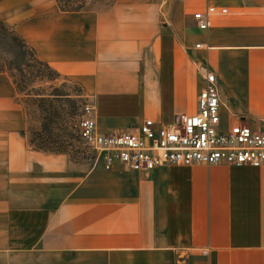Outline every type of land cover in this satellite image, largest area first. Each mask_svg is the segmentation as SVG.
I'll return each instance as SVG.
<instances>
[{
    "label": "crops",
    "instance_id": "0c3cea01",
    "mask_svg": "<svg viewBox=\"0 0 264 264\" xmlns=\"http://www.w3.org/2000/svg\"><path fill=\"white\" fill-rule=\"evenodd\" d=\"M0 21L80 85L100 132L192 114L202 68L221 127L264 128V0H0ZM23 127L0 73V264H264V162L79 170Z\"/></svg>",
    "mask_w": 264,
    "mask_h": 264
},
{
    "label": "built area",
    "instance_id": "2783aa9c",
    "mask_svg": "<svg viewBox=\"0 0 264 264\" xmlns=\"http://www.w3.org/2000/svg\"><path fill=\"white\" fill-rule=\"evenodd\" d=\"M212 6L196 11L192 19L204 30L213 14ZM202 86L196 95V110L178 115L170 125L153 126L144 121L138 129L98 131L92 105L85 103L77 120L79 140L94 152L104 170L114 166L147 171L157 166L226 164L257 167L264 162V128L219 125L220 104L216 77L201 70Z\"/></svg>",
    "mask_w": 264,
    "mask_h": 264
},
{
    "label": "rangeland",
    "instance_id": "374dc122",
    "mask_svg": "<svg viewBox=\"0 0 264 264\" xmlns=\"http://www.w3.org/2000/svg\"><path fill=\"white\" fill-rule=\"evenodd\" d=\"M81 1L83 7H95L111 0ZM10 30V26L0 22V64L3 67L8 64L7 60L12 59L8 53L12 47ZM28 53L31 51H25L24 60H29ZM17 59L15 57L14 62ZM28 63L32 66H21L20 71L10 70L9 74L6 73L15 83V99L21 106L24 120L22 133L27 144L36 150L64 153L79 170L87 169L95 158L94 152L77 135L81 108L88 103L80 85L72 78L44 68L40 69L48 78L35 75L37 73L34 71L39 67L31 61ZM37 146L44 149H37Z\"/></svg>",
    "mask_w": 264,
    "mask_h": 264
},
{
    "label": "trees",
    "instance_id": "16d2710c",
    "mask_svg": "<svg viewBox=\"0 0 264 264\" xmlns=\"http://www.w3.org/2000/svg\"><path fill=\"white\" fill-rule=\"evenodd\" d=\"M55 2H56L57 7L61 10L76 11V10L83 8V2L81 0H76V1H73V0H55ZM0 22H2V21H0ZM9 41H10V44H12V47L8 51V53L11 55L12 59L7 60L8 64L5 67H3L0 64V73L9 74L10 70L20 71L21 66H28V67L32 66L31 64L28 63L29 61H31L32 63H34L35 65H37L39 67L34 71L35 73H37L35 75H38L41 77H42V75H45L40 68H44V69L53 71L56 74V72L54 70H52L46 63L37 59L36 56L34 55V53L32 52V49L30 47H28L12 30H10V33H9ZM26 50L31 51V53H28V55L30 56L29 60H24V55H25ZM15 57L19 58V59H17L16 62H14ZM3 68H5V69H3ZM31 76H32V74H31ZM45 78H48V76L45 75ZM12 83H13V85L15 84L13 80H12ZM36 148L37 149H44L40 146H37Z\"/></svg>",
    "mask_w": 264,
    "mask_h": 264
}]
</instances>
